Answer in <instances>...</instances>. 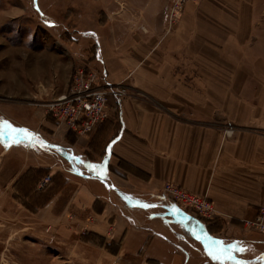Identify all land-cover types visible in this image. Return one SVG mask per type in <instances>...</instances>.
Returning <instances> with one entry per match:
<instances>
[{
  "label": "crops",
  "instance_id": "1",
  "mask_svg": "<svg viewBox=\"0 0 264 264\" xmlns=\"http://www.w3.org/2000/svg\"><path fill=\"white\" fill-rule=\"evenodd\" d=\"M259 2L203 0L172 24V0L161 8L149 0L144 20L109 11L99 29L87 30L90 63L102 80L126 88L111 96L110 119L71 146L0 122L4 152L34 150L46 158L34 167L57 175L56 186L41 194L39 213L98 219L91 231L121 244L115 256L138 252L175 264L199 252L248 264L228 247L241 238L213 246L202 221L166 200L161 188L171 181L206 194L237 219L264 208V27L249 21ZM63 191L69 194L61 204ZM263 256L260 250L253 258Z\"/></svg>",
  "mask_w": 264,
  "mask_h": 264
},
{
  "label": "rangeland",
  "instance_id": "2",
  "mask_svg": "<svg viewBox=\"0 0 264 264\" xmlns=\"http://www.w3.org/2000/svg\"><path fill=\"white\" fill-rule=\"evenodd\" d=\"M148 1L0 0V122L15 126L16 130L36 129L34 134L42 139L71 146L77 135L70 129L68 134L65 133L64 128L68 127L59 124L48 112V104L71 84L78 66L87 65L101 75L90 63L94 42L87 30L99 29L109 11L112 14L121 11L127 19L141 17L144 20ZM202 1H187L172 24L181 18L189 4L198 5ZM164 2L159 0L158 7L161 8ZM258 4V12H255L258 17L250 19V25L264 27V0ZM139 26L144 27V21ZM109 119L110 116L101 124ZM0 128L5 129L4 126ZM4 147L0 136V264H161L158 258H146L138 252L115 256L121 244L117 241L104 243V238L91 231L100 223L98 219L97 222L93 218L87 221L84 214L75 215L77 212L72 214V211L66 214L60 209L39 213L38 207L43 203L41 194L56 186L57 175L53 176L48 169L34 167L37 160L42 163L46 159L34 150L22 148L19 152V148H12L6 153ZM87 153L91 155L90 151ZM49 174L52 180L44 190H39L38 184ZM63 174L60 172L58 176ZM197 194L203 196L214 210L210 216H201L205 234L212 245L215 246L216 241L241 238L228 247L236 255L248 258V264H264V256L253 258L264 250V229L246 222L254 221L264 208H260L253 219H237L219 210L208 195ZM66 195L63 191L59 203ZM187 209L199 214L194 208ZM243 239L250 240L246 243L249 247L242 245ZM198 253L190 263L182 257L174 262L246 263L234 256L226 262L213 256L198 258ZM164 262L172 264L173 258H165Z\"/></svg>",
  "mask_w": 264,
  "mask_h": 264
},
{
  "label": "built area",
  "instance_id": "3",
  "mask_svg": "<svg viewBox=\"0 0 264 264\" xmlns=\"http://www.w3.org/2000/svg\"><path fill=\"white\" fill-rule=\"evenodd\" d=\"M187 1L190 0L173 1L170 8L171 22L180 16V10ZM124 93H126V88L123 85H111L102 80V76L87 65H80L75 69L67 91L58 95L48 104V112L59 124H65L77 136L82 137L94 132L108 118L110 97ZM51 180L52 176L47 175L38 184V189L44 190ZM162 195L166 200L183 211H187L192 218L197 220H201V216H210L214 211L203 196L193 193L175 182H166ZM187 207L194 208L199 214L192 212L191 209L188 211ZM246 222L252 225L258 224L264 229V209L254 221L247 220Z\"/></svg>",
  "mask_w": 264,
  "mask_h": 264
},
{
  "label": "snow or ice",
  "instance_id": "4",
  "mask_svg": "<svg viewBox=\"0 0 264 264\" xmlns=\"http://www.w3.org/2000/svg\"><path fill=\"white\" fill-rule=\"evenodd\" d=\"M34 135V134H33ZM89 167L92 168V169H96V168H99V167H102V165H93V164H89ZM219 259V257H217Z\"/></svg>",
  "mask_w": 264,
  "mask_h": 264
}]
</instances>
